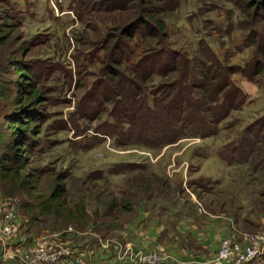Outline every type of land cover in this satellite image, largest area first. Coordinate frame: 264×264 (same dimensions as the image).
Masks as SVG:
<instances>
[{"label":"rangeland","instance_id":"rangeland-1","mask_svg":"<svg viewBox=\"0 0 264 264\" xmlns=\"http://www.w3.org/2000/svg\"><path fill=\"white\" fill-rule=\"evenodd\" d=\"M8 1L19 14L21 26L13 31L10 41L0 46V61L11 54H18L21 59V43L35 41L30 45L26 60H56L61 68L46 83V89L51 92L48 97L52 100L46 104L40 146L31 157L30 167L44 171L39 189L31 195L19 189L13 191L12 186L0 178V229L6 225L3 207L13 208L18 216L16 236L8 245L15 255L1 254L0 264H30L25 262L20 249L31 247L38 240L49 249L54 247L84 255L83 264H110L104 256H115L118 260L119 252L149 251L161 254L160 264H178L175 255L178 249L168 250L164 244L172 242L175 226L180 223L203 225L206 230L212 219H225L231 229L227 238L264 231V174L256 173L250 163L230 167L217 154L258 115L264 114L263 75L254 83L241 75L234 77L249 93L248 101L241 109L231 112L216 136L183 139L155 150L140 145L118 147L108 136L96 132L109 119V103L99 109L92 104L96 110L91 114L92 120L77 117L78 129L71 120L79 104L84 106L83 98H88L102 66L96 64L95 70L90 69L80 81L78 78L77 86L76 78L69 86L68 77L70 70L74 74L78 49L86 50V45L77 46L76 38L84 34L92 41L106 35L115 22L119 24L130 15L129 9L96 14L97 18L90 21L95 31L79 23L71 10V0ZM230 1L178 0L177 8L160 15L167 33L162 47L192 58L204 41L225 58L228 65L246 66L255 52L242 45L245 34L241 25L245 19ZM230 22L235 27L227 36L217 33V27L226 30ZM255 29L264 33V23ZM163 81L155 76L149 87ZM12 98L2 96L0 88V133L4 131L6 114L12 111ZM229 123L231 127L226 129ZM76 129L80 136H76ZM198 153L207 158L200 159ZM116 166L117 171L121 169L120 173H111ZM57 176L63 177L66 186L65 211L40 216L36 197L48 195L56 186ZM77 205L82 212L70 216L69 211H74ZM25 208L29 209V214ZM32 219H38L39 224L30 230ZM153 220L169 230L168 234L165 230L162 232V245L146 248L135 244L131 239H136L135 235L143 236L145 230L137 234L134 228L140 229L143 221ZM178 236L185 241L184 236ZM122 258L118 261L130 264L129 255Z\"/></svg>","mask_w":264,"mask_h":264},{"label":"trees","instance_id":"trees-1","mask_svg":"<svg viewBox=\"0 0 264 264\" xmlns=\"http://www.w3.org/2000/svg\"><path fill=\"white\" fill-rule=\"evenodd\" d=\"M230 2L245 19L241 25L245 34L242 36L243 47L253 48L255 52L243 68L228 65L226 59L204 41L192 58L162 47L167 33L160 15L177 8L178 0H71V10L88 30L96 31L90 21L100 12L112 14L130 10L127 18L119 24L115 22L116 25L106 35L98 36L99 39L90 41L87 35L75 36L77 46L86 45V50L78 47L74 57L75 71L73 74L70 70L68 77L69 86L75 78L77 86L78 78L80 81L90 69L95 70L96 64L102 66L96 73V82L88 98H83L84 106L79 104L71 115L76 128L79 127L77 117L92 120L91 114L96 112L92 104L99 109L109 103V119L96 132L108 136L118 147L140 145L155 150L183 139L218 135L231 112L241 109L248 101L247 91L234 77L241 75L254 83L259 76H264V33L255 29L264 23V0ZM0 9L2 46L11 40L13 31L21 25L19 14L8 0H0ZM234 27L230 22L226 30L220 27L216 30L221 36H227ZM34 42L21 43V59L16 56L18 54H11L0 61L2 96L13 97L12 111L6 114L4 131L0 133V178L8 182L13 191L19 189L29 195L39 189L44 175L43 170L30 166L33 151L41 143L46 104L52 100L48 97L51 92L46 89V83L61 68L56 60L27 61L30 45ZM155 76L164 81L149 87ZM261 89L264 90V81ZM100 113L101 110L98 115ZM231 124L225 128H230ZM77 129L76 136H80ZM217 154L230 167L250 163L256 173L264 174V114L258 115ZM197 157L207 158L199 153ZM119 171L121 169L117 171L116 166L111 173ZM56 180V186L48 195L36 197L40 216L59 215L65 211L64 179L57 176ZM25 211L29 214V209L25 208ZM69 212L74 216V212L78 214L82 209L77 205ZM38 224V219H32L29 229Z\"/></svg>","mask_w":264,"mask_h":264},{"label":"built area","instance_id":"built-area-1","mask_svg":"<svg viewBox=\"0 0 264 264\" xmlns=\"http://www.w3.org/2000/svg\"><path fill=\"white\" fill-rule=\"evenodd\" d=\"M3 208L4 222L6 225L0 229V255L11 256L15 254H13L12 249L8 245L16 236L15 221L18 216L13 208ZM41 241H36L31 247H22L20 249V252L25 255L26 259L24 260L26 263H85L84 255H80L71 250L59 251L58 248L54 247L49 249ZM103 247L105 246L103 245ZM126 255L130 256V264H160L163 259L161 254L153 251L146 253L125 252L121 254L119 252L117 257L122 261V257ZM212 262L213 264H264V231L259 233H246L223 239Z\"/></svg>","mask_w":264,"mask_h":264},{"label":"crops","instance_id":"crops-1","mask_svg":"<svg viewBox=\"0 0 264 264\" xmlns=\"http://www.w3.org/2000/svg\"><path fill=\"white\" fill-rule=\"evenodd\" d=\"M209 225L210 226H207L206 230L203 229V225L187 224L185 222L175 226L176 231L175 237H173L174 239L171 240L172 242L163 244L167 246L168 250L178 249L175 253V255L178 256V260L176 259L178 264H182V261H185L187 264H213L212 260L219 249L221 241L230 236L231 229L227 220L218 217L212 219ZM142 226L143 227L140 229L134 228V231H136L137 234H141L142 229H144L145 232L143 236L135 235L136 239L131 240L137 245L139 244L142 247L146 246V248L162 245V232L164 230L165 233L169 232L163 225L154 220L143 221ZM178 234L184 236L185 241L181 240L182 237L178 236ZM104 258L108 260L110 264H123L119 262L115 256H104Z\"/></svg>","mask_w":264,"mask_h":264}]
</instances>
